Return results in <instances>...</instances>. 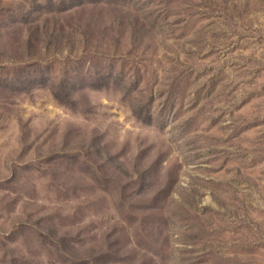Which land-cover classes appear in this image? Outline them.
<instances>
[{"label":"rangeland","instance_id":"1","mask_svg":"<svg viewBox=\"0 0 264 264\" xmlns=\"http://www.w3.org/2000/svg\"><path fill=\"white\" fill-rule=\"evenodd\" d=\"M0 264H264V0H0Z\"/></svg>","mask_w":264,"mask_h":264}]
</instances>
